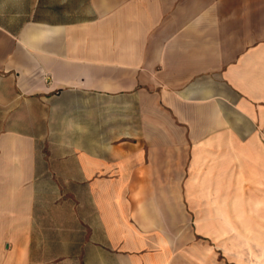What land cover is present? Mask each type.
Here are the masks:
<instances>
[{
	"label": "crops",
	"instance_id": "obj_1",
	"mask_svg": "<svg viewBox=\"0 0 264 264\" xmlns=\"http://www.w3.org/2000/svg\"><path fill=\"white\" fill-rule=\"evenodd\" d=\"M0 264H264V0H0Z\"/></svg>",
	"mask_w": 264,
	"mask_h": 264
}]
</instances>
